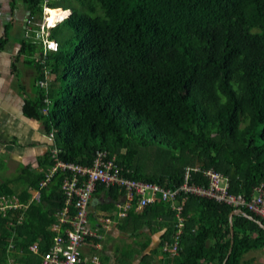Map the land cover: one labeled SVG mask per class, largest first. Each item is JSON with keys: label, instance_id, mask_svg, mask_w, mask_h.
<instances>
[{"label": "trees", "instance_id": "16d2710c", "mask_svg": "<svg viewBox=\"0 0 264 264\" xmlns=\"http://www.w3.org/2000/svg\"><path fill=\"white\" fill-rule=\"evenodd\" d=\"M75 1L82 8L61 7L71 13L48 30L54 49L20 38L11 63L13 75L19 57L33 70L22 115L40 122L53 141L36 158L37 169L27 165L13 179L0 180V197L23 205L0 211V264H41L29 246L37 243L43 253L52 245L68 172L57 170L39 201L31 197L55 162L53 148L62 162L82 166L104 151L122 176L163 188L179 187L185 168L199 167L222 174L228 192L247 200L258 187L264 190V0ZM18 2L30 21H41L44 7L67 14L57 0L9 4L14 9ZM5 27L0 49L9 41L11 25ZM124 150L133 157L128 160ZM190 182L205 185L207 179L196 172ZM98 186L116 201L124 197L119 186ZM176 201L184 223L168 264H241L247 252L264 250V230L242 214L232 217L231 244L228 216L235 208L190 194ZM126 218L131 240L145 237L132 244L138 264L176 229L169 202L131 208ZM141 227L162 231L155 247ZM116 251L124 257L119 246Z\"/></svg>", "mask_w": 264, "mask_h": 264}, {"label": "built area", "instance_id": "2783aa9c", "mask_svg": "<svg viewBox=\"0 0 264 264\" xmlns=\"http://www.w3.org/2000/svg\"><path fill=\"white\" fill-rule=\"evenodd\" d=\"M56 47V43L53 42ZM51 43H48V45ZM54 47V48H55ZM50 144L53 135L46 136ZM57 148L52 149L54 164L39 182V187L32 194L31 200L39 201L40 190L50 180L57 170H64L68 175L63 179L61 189L64 195V205L58 220L51 226L56 232L52 238V245L42 253L41 264H86L79 254V247L87 237H96L95 231L87 225V205L91 194L98 185L119 186L124 190L125 210L133 208L140 211L143 207L157 201L158 193L163 202H169L171 210L174 212L176 229L170 241H165L162 251L168 257L177 255L179 250L180 235L184 223L182 216V205L177 203L176 198L180 194H190L196 197L213 199L223 202L235 209L245 208L264 219V190L258 187L257 194L251 199H245L241 194H231L228 192L227 178L214 170H201L199 167H187L184 170L182 184L175 188H163L159 184L149 181H138L129 179L120 174L119 167L112 159H105L104 151L96 152L91 166H82L76 163L62 162L56 157ZM201 172L207 179V183H191L192 173ZM135 201V205L133 202ZM17 198L8 199L0 197V211L4 209H16L21 207ZM24 207H26L24 205ZM120 216L125 214L119 213ZM31 253L38 252V245L33 243L29 246ZM90 264H100L98 256L94 255Z\"/></svg>", "mask_w": 264, "mask_h": 264}, {"label": "crops", "instance_id": "0c3cea01", "mask_svg": "<svg viewBox=\"0 0 264 264\" xmlns=\"http://www.w3.org/2000/svg\"><path fill=\"white\" fill-rule=\"evenodd\" d=\"M0 1L2 3L0 15L5 13L9 21L7 24H3V21L0 20V36L4 34L6 25H11L8 31L9 41L5 44L3 49H0V149L6 150L9 155H11L10 159L24 163V166L29 165V161L34 159L35 166H29L30 168L37 169L36 158L47 150L50 146V142L43 133L40 122L23 117L22 97L25 96V94H23V96L18 93L16 94L13 86H11L13 89H11L9 85L4 87L3 82L5 79L2 78V73H5L6 79H12L13 74L11 72V63L18 52V41L22 37H20V34L19 36L14 34V31L15 29L21 33L22 30L25 31V28L23 29V24L27 20V11L22 3L18 2L16 8L12 9L9 4V1L11 0ZM18 9L26 11V14L19 12ZM14 40H16V42ZM13 43L18 44V47L15 50H13ZM29 86H31V82ZM26 95H32L31 87L29 94ZM29 156H33V159H30ZM25 159L27 161H25ZM114 197L113 193L100 186H97L91 194L86 210L87 225L91 230L95 231L97 236L87 237L79 247L80 257L86 264H90V260L94 255L98 256L101 261L108 264H122L120 261L116 260V255L118 256L119 254L116 249L118 245H121L118 244V241L122 236L130 234V232L133 231V227L130 225V222L124 223L126 215H124V217L119 215L120 218L116 217L115 213H117L118 209L120 211V206L122 202H124V197H122L120 201L114 200ZM125 214H127V212H125ZM120 226H122V230H120ZM139 231L140 233H146L151 237L150 248H153L158 244L162 231L152 232L147 227H141ZM105 236L111 238L110 244L106 248L104 247V243L100 242ZM140 236V240H144L145 237L143 235ZM34 254L38 255L37 257L41 263L42 253L38 251ZM160 260L167 262L164 257L160 258ZM139 261L140 256L136 257V259L133 257L128 260L127 263L138 264ZM151 262L153 263L154 260L152 259ZM260 263L261 261L258 263L254 256H250L243 257V262L241 264Z\"/></svg>", "mask_w": 264, "mask_h": 264}, {"label": "rangeland", "instance_id": "374dc122", "mask_svg": "<svg viewBox=\"0 0 264 264\" xmlns=\"http://www.w3.org/2000/svg\"><path fill=\"white\" fill-rule=\"evenodd\" d=\"M57 1H58V6H60V8L64 7V6H68L70 4L73 7H75V8H82V7H80L81 5L79 3H77L75 0H57ZM67 10H69V9H66L65 11L67 12ZM18 11L21 12V13L26 14L25 13L26 11H21V9H18ZM67 14L62 15V17L59 16V19L60 18H62V19H60L57 22L49 25L46 21L50 17V14L47 12V7H44V9H43V17H42L41 21H39L37 18L31 19V21L30 20H26V22H25L26 24L25 23L23 24V26H24L23 29L25 28V31L22 30V33H21V32H18V30L15 29V31H14L15 33L14 34H17L18 36L20 34V37L23 36L21 38H24V39H26L28 41L42 40L43 45L46 48L54 49V47H55V44L53 43L54 41H49V40L46 39V37L48 35V30H49L50 27L55 26L57 23H59L65 17H67ZM0 20L3 21V24L4 23L7 24L9 22L5 13L4 14L2 13V15H0ZM37 25L39 26V29L35 28V27H37ZM20 27H22V26H20ZM14 41L16 42V40H14ZM48 43H51V44L48 45ZM13 44H14L13 45V47H14L13 50H15L18 47V44H16V43H13ZM12 52H14V51H12ZM22 60H23V57H19L18 58V62L16 63L17 64V68L19 70V73L12 75V79H9V78L6 79L5 78L6 77L5 73H2V78L5 79L4 82H3V86L4 87L6 85H9V87L11 89H13V87H14L16 94L18 93L21 96H23V94H25V97H26L27 96L26 94H29V91H30L29 84L31 82V78H32V75H33V70L31 68H28L27 66H25L23 64ZM17 75H18V77H17ZM57 84H59V83H57ZM11 86H13V87H11ZM124 152H125L126 157H127L128 160L131 159V157H133V155H134V151H132V150H128V151L124 150ZM10 157H11V155H9V153L6 150L0 149V180L7 179V178L8 179H13L14 176L16 177L17 173L20 172L21 169L24 166V163L19 162V161L16 162L13 159H10ZM29 157H30V159H33V156H29ZM25 161H27V160L25 159ZM28 164L31 165V166H35L34 159L29 161ZM157 198H158L157 199V204H159V202L162 201L160 199V197H159V193H158V197ZM123 205H124V202H122V204L120 206V208H121L120 211H119V209L117 210L116 214H117L118 218H120V216H119L120 212H123L124 214H125V212H127V213L129 212V211H126L123 208ZM125 215H127V214H125ZM125 222H129V220L126 218V216L124 218V223ZM129 236H130V234H128L127 236L124 235L118 241L119 242L118 244H121V245H118V246L120 247L122 252H124L123 253L124 258L123 257L121 258L122 255L119 253L118 256L116 255V258H117L116 260L117 261H121L120 263H122V264L127 263V261L132 259L133 257L135 259H136V257H138V254H137L138 251H133L134 249H133L132 244H133V242H136L137 239H138V241H140L141 236L134 235L132 237V240H131V237H129ZM110 241H111V238L108 237V236H105L104 239H102L100 242H103L104 243V247L106 248L110 244ZM115 247H116V245H115ZM160 248H158V252H156V253L148 256V257H145L144 258V262L142 264H149L148 262H149L150 257H153L152 259L154 260V262L151 263V264H168L167 262H165L163 260L161 261L160 258L164 257V259L167 261V258L170 259L172 257H170V256L168 257V255L165 256L163 253L159 252L160 250L162 251V247H160ZM250 256H254L256 261H258V263L261 261L260 264H263L264 250H262V249L261 250H251V251L247 252L244 255V257H250ZM120 259H122V260H120ZM100 264H108V263L103 262L100 259Z\"/></svg>", "mask_w": 264, "mask_h": 264}, {"label": "water", "instance_id": "95a60500", "mask_svg": "<svg viewBox=\"0 0 264 264\" xmlns=\"http://www.w3.org/2000/svg\"><path fill=\"white\" fill-rule=\"evenodd\" d=\"M62 10H64L63 8H61ZM65 11V10H64ZM67 16L71 13V10H67ZM62 19V18H61ZM235 214H242L245 217L255 220L257 222V224L264 230V223H262V221L260 220H256L254 219L250 214L246 213L245 211H243L242 209H233L228 216V220H229V228H230V234H231V244L233 242L232 237H233V223H232V217ZM231 251V247L229 248L228 253ZM225 262V261H224ZM224 262L222 264H224Z\"/></svg>", "mask_w": 264, "mask_h": 264}, {"label": "bare ground", "instance_id": "6f19581e", "mask_svg": "<svg viewBox=\"0 0 264 264\" xmlns=\"http://www.w3.org/2000/svg\"><path fill=\"white\" fill-rule=\"evenodd\" d=\"M47 12L50 14V17H49L48 20L46 21L49 25H51V24L57 22L58 20H60V19H59V16H60V15H58V14L55 13L54 11H52V10H48V9H47ZM65 14H66V13L61 12V16H60V17H62V15H65Z\"/></svg>", "mask_w": 264, "mask_h": 264}]
</instances>
